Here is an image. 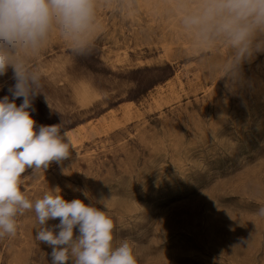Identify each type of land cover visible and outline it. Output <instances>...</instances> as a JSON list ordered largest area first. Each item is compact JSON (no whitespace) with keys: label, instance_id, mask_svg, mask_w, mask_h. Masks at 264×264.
Returning <instances> with one entry per match:
<instances>
[{"label":"rangeland","instance_id":"rangeland-1","mask_svg":"<svg viewBox=\"0 0 264 264\" xmlns=\"http://www.w3.org/2000/svg\"><path fill=\"white\" fill-rule=\"evenodd\" d=\"M188 2L94 0L82 47L54 25L38 52L19 51L41 73L37 128L60 124L70 147L62 163L26 170L21 190L33 203L57 187L91 201L137 264H264V55L232 83V50L185 32ZM16 221L0 264H50L34 209Z\"/></svg>","mask_w":264,"mask_h":264},{"label":"clouds","instance_id":"clouds-1","mask_svg":"<svg viewBox=\"0 0 264 264\" xmlns=\"http://www.w3.org/2000/svg\"><path fill=\"white\" fill-rule=\"evenodd\" d=\"M94 15V0H0V77L11 68L15 81L0 98V237L14 236L16 217L34 209L42 226L35 238L51 249L50 264H137L133 243L125 238L114 246L113 220L91 201L66 200L57 187L33 203L21 190L26 170L62 163L70 147L60 124L37 128L31 113L43 94L41 73L18 53L38 52L54 25L82 47ZM181 22L195 44L232 50L223 72L234 84L244 83L245 66L264 55V0H189Z\"/></svg>","mask_w":264,"mask_h":264}]
</instances>
